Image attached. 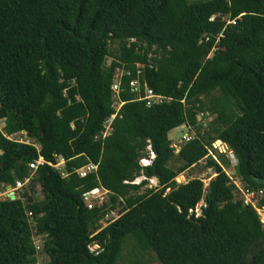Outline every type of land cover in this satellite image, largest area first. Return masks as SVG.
Here are the masks:
<instances>
[{
  "label": "trees",
  "instance_id": "trees-1",
  "mask_svg": "<svg viewBox=\"0 0 264 264\" xmlns=\"http://www.w3.org/2000/svg\"><path fill=\"white\" fill-rule=\"evenodd\" d=\"M118 70L129 72L124 103L96 138L115 113ZM135 78L171 100H134ZM199 114L213 117L207 129L175 153L168 133L198 125ZM0 119L8 135L33 140L0 131V185L33 173L28 190L0 199V264H35L40 251L49 264H264L256 208L210 153L223 142L243 186L264 189V0H0ZM148 146L154 158L143 167ZM57 156L67 176L47 163L29 168ZM203 159L216 174L206 191L200 178L175 181ZM90 163L85 177L75 172ZM151 178L160 188L139 191ZM94 188L107 199L88 209L82 194ZM200 201L206 216L193 212ZM110 210L119 216L101 228Z\"/></svg>",
  "mask_w": 264,
  "mask_h": 264
},
{
  "label": "rangeland",
  "instance_id": "rangeland-1",
  "mask_svg": "<svg viewBox=\"0 0 264 264\" xmlns=\"http://www.w3.org/2000/svg\"><path fill=\"white\" fill-rule=\"evenodd\" d=\"M188 1H194V0H188ZM110 51L112 53H115L117 51V45L111 44L110 45ZM110 58H107L106 63L109 64L110 63ZM115 105V104H114ZM212 116L210 115H206V114H199L197 115V123L198 125L196 126H188V125H181L173 130H171L168 133V138L171 140V146L172 148L175 150V153H177L180 150V147L183 144V141L181 140V137L183 134L186 133V131L188 132L189 135H193V136H197L198 133V129L200 131V133H203L208 125L209 122L212 120ZM5 129V121L4 119H0V131L2 133H4L5 135H7L9 138L13 139V140H18V141H23V142H28V143H32L33 140L28 138L26 136V133L23 132H16V133H12L10 135H8L6 133V131H4ZM219 140L215 141L212 144V149L210 151V153L213 155V157L218 161V163L222 164L226 174L229 176V178L231 179V182L236 186V191H235V195L237 198H242L243 194H242V190L243 188H245L243 186V183L240 181L239 177L236 175L235 172V164H236V158L234 156V154L232 153V151L227 147L226 144H224L223 142L220 141V143L218 144ZM147 151L148 148H147ZM226 161L228 164L226 165L224 162ZM181 164L180 161H177L174 163V166L177 167ZM215 172L213 168L208 167V165L206 164V160L203 159L201 160L199 163H197L195 166L190 167L189 169L185 170L183 173L179 174L176 178L175 181L177 183H186L187 181L193 179V178H200L203 181L204 184V190H207V187L209 185L210 180L215 176ZM31 177H33V173H31V175L29 176L30 181H28V183L25 185V187H23L21 190H28L29 186L32 184L31 182ZM144 177H139L138 180H143ZM147 188H153L154 190L159 189L160 186L158 185V181L155 178H151L147 180V184L144 185L143 187L140 188L139 191L143 192L145 189ZM35 189L39 192L40 191V186L38 184H35ZM11 188H7L4 185H0V194L1 193H7L10 192ZM263 194H261L259 197L256 198V201H254L255 203V207L256 208V212L259 215L260 221L262 222L263 226H264V206H259V200L264 196V189L262 190ZM20 192V190H19ZM107 199V197H106ZM203 201H200V203H198L197 206H199L200 204H202ZM116 217V216H114ZM101 228L106 227L107 223H100ZM34 241H37V244L42 246V242H43V237L41 238H34ZM91 249L92 250H97L98 246L96 244H91ZM131 250V246L128 245L126 246L125 250H124V261H128V257L127 252H129ZM251 261L247 260L242 262L241 264H250ZM35 264H49V257L44 253V252H39L36 255V263ZM149 264H157V261L155 259L154 256H150V260H149Z\"/></svg>",
  "mask_w": 264,
  "mask_h": 264
},
{
  "label": "built area",
  "instance_id": "built-area-1",
  "mask_svg": "<svg viewBox=\"0 0 264 264\" xmlns=\"http://www.w3.org/2000/svg\"><path fill=\"white\" fill-rule=\"evenodd\" d=\"M124 74L128 75L129 72L128 71L125 72L124 70H118L117 73L113 77L112 84H111V91H112V98L114 100L113 106L115 108V113L112 114L109 117V119L104 123V129L101 131L100 135H96V138H99V137L104 138L105 136L110 134V132H111V126H110L111 121L115 118L119 108L124 103L120 100V95H119L120 91L122 90L121 81H122V77ZM129 90L134 95V100H143L145 102L146 107L159 105V104H162V103H165V102H168L171 100V98H169V97L155 93L152 88H150L146 85L142 86V84L140 83L138 78L132 79L129 82ZM191 139H193V135H189L187 131L181 137V140L183 141V143L188 142ZM147 148L149 150L148 152H149L150 156L149 157H142L139 159V164L143 167L151 164V161H152L151 158L154 157V153L152 152L150 146H148ZM0 154H1V151H0ZM45 163H47L50 166H52L53 168H55L60 173L61 176H67L68 175L66 170H65V160L61 156L56 157L55 163L47 162L42 157H39L37 160L29 163V168L31 170H36L39 166H41ZM96 168H97V165L90 163L87 166L76 169L75 172L78 173L80 177H85L87 175V173H89L90 171H92ZM140 177H143V176H140ZM138 178L139 177L135 178L133 181H130V182L129 181H125V182L131 183V184H139L142 180H138ZM144 179H145V177H144ZM28 181H30L29 177L25 178V180H23V181L17 180L15 186L8 185L7 188L8 189L11 188V191L7 192V193H1L0 199L6 198V197L15 198V191L21 190L23 187H25V185L28 183ZM262 190L243 188V190H242L243 197L241 198L243 200V203L246 205L251 204L252 206L255 207L254 201H256L257 197H259L261 194H263ZM106 197H107V191L102 189V188H94V189L86 191L82 194L84 205L88 209H92L94 207L102 206L106 200ZM258 205H259V203H258ZM205 208H206V204L203 202L199 206H196V208L193 210V212H195L196 216H200L202 214V211ZM255 208H257V207H255ZM114 216H116V217H114ZM118 216L119 215L116 211L110 210V211L105 213V215L103 216V218L99 222L100 223H107V225H108L111 222H113L115 219H117ZM35 238H41V237L37 236ZM34 244L36 246L37 251H40L41 246L37 244V241L36 242L34 241ZM89 249L91 251H95V250L91 249V246H89Z\"/></svg>",
  "mask_w": 264,
  "mask_h": 264
},
{
  "label": "water",
  "instance_id": "water-1",
  "mask_svg": "<svg viewBox=\"0 0 264 264\" xmlns=\"http://www.w3.org/2000/svg\"><path fill=\"white\" fill-rule=\"evenodd\" d=\"M23 132H24V131H23ZM24 133H25V132H24ZM258 182H259L260 184H264V178L259 179ZM207 213H208V208L206 207V208L202 211V214H201V215H202V216H206ZM250 264H253V262L251 261Z\"/></svg>",
  "mask_w": 264,
  "mask_h": 264
},
{
  "label": "clouds",
  "instance_id": "clouds-1",
  "mask_svg": "<svg viewBox=\"0 0 264 264\" xmlns=\"http://www.w3.org/2000/svg\"><path fill=\"white\" fill-rule=\"evenodd\" d=\"M150 156V154H149V152H148V156L147 157H149ZM154 158V157H153ZM153 158H151L152 160H153ZM152 162V161H151ZM150 165V164H149ZM148 166V165H147Z\"/></svg>",
  "mask_w": 264,
  "mask_h": 264
},
{
  "label": "bare ground",
  "instance_id": "bare-ground-1",
  "mask_svg": "<svg viewBox=\"0 0 264 264\" xmlns=\"http://www.w3.org/2000/svg\"><path fill=\"white\" fill-rule=\"evenodd\" d=\"M218 144L220 143V141L217 142Z\"/></svg>",
  "mask_w": 264,
  "mask_h": 264
}]
</instances>
